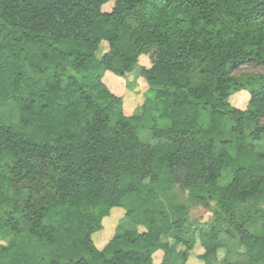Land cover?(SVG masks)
I'll list each match as a JSON object with an SVG mask.
<instances>
[{
	"label": "trees",
	"instance_id": "1",
	"mask_svg": "<svg viewBox=\"0 0 264 264\" xmlns=\"http://www.w3.org/2000/svg\"><path fill=\"white\" fill-rule=\"evenodd\" d=\"M244 66L264 67V0H0V264H186L197 241L202 264H264V74ZM133 67L151 94L127 116L105 77ZM175 188L224 226L188 234Z\"/></svg>",
	"mask_w": 264,
	"mask_h": 264
},
{
	"label": "rangeland",
	"instance_id": "2",
	"mask_svg": "<svg viewBox=\"0 0 264 264\" xmlns=\"http://www.w3.org/2000/svg\"><path fill=\"white\" fill-rule=\"evenodd\" d=\"M112 7V4H108L103 7V11H108ZM108 52V47L106 43H103L100 46V52H98V56H102L104 53ZM139 65L148 67L149 62L146 58H141ZM239 74L242 73H253V74H264V67H250L244 66L239 71ZM105 83L107 87L111 90L112 93L119 96L123 100V110L127 116H131L141 109L143 103L149 98L151 92L150 87L147 83L140 77L138 67H133L130 72H127L125 77H117L112 75H106ZM249 96L247 94H236L231 98V104L238 108H245ZM144 140H149L148 135L144 136ZM258 149L263 150L264 145L262 143L256 144ZM177 196V204L183 205L185 208V221H186V229L188 234H195L198 236V227L210 228L214 226L216 229L222 227L221 222L217 221L212 213L206 209L205 207L194 204L188 198L186 193H182L177 188L174 190ZM168 194H164L161 196L159 203L164 207V209L170 213V216L173 220L179 218V216L172 211L174 202H170L168 200ZM135 204L131 203V207ZM125 211L121 208H116L111 215L110 219L104 220L103 229L93 235V242L98 244L99 246H103L107 243V241L111 238L114 232V228L122 219ZM140 216V213L137 212L134 218ZM142 230L141 227H139ZM196 236V237H197ZM97 245V246H98ZM98 246V247H99ZM181 248V247H179ZM202 253V249L200 247L199 242L197 241V245L194 250L190 253L189 259L186 264H202L197 258V255ZM225 251H220L218 256L222 258L224 256ZM161 261V253H157L154 256V262L159 263Z\"/></svg>",
	"mask_w": 264,
	"mask_h": 264
},
{
	"label": "crops",
	"instance_id": "3",
	"mask_svg": "<svg viewBox=\"0 0 264 264\" xmlns=\"http://www.w3.org/2000/svg\"><path fill=\"white\" fill-rule=\"evenodd\" d=\"M121 220H122L125 224H128V222H127L126 220H124V219H120L119 222H120ZM5 243H6V241H4V240H1V241H0V244H5Z\"/></svg>",
	"mask_w": 264,
	"mask_h": 264
}]
</instances>
